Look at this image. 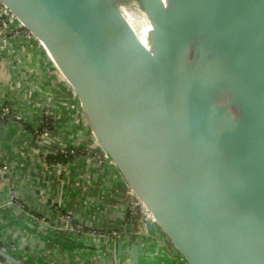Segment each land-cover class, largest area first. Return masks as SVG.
Wrapping results in <instances>:
<instances>
[{
    "label": "water",
    "instance_id": "obj_1",
    "mask_svg": "<svg viewBox=\"0 0 264 264\" xmlns=\"http://www.w3.org/2000/svg\"><path fill=\"white\" fill-rule=\"evenodd\" d=\"M0 3L74 90L150 230L187 264H264V0ZM133 4L147 43L125 14ZM0 257L27 264L1 245Z\"/></svg>",
    "mask_w": 264,
    "mask_h": 264
},
{
    "label": "crops",
    "instance_id": "obj_2",
    "mask_svg": "<svg viewBox=\"0 0 264 264\" xmlns=\"http://www.w3.org/2000/svg\"><path fill=\"white\" fill-rule=\"evenodd\" d=\"M5 105L20 116L0 118V241L5 247L12 250L13 243L22 242V254L33 253L36 264H187L159 227L148 228L150 219L100 148L74 90L36 38L20 34L4 47L0 42V106ZM46 112L49 134L43 131ZM66 146L77 153L50 160ZM7 201L24 205L26 218H44L61 241L23 225ZM67 214L104 236L64 231Z\"/></svg>",
    "mask_w": 264,
    "mask_h": 264
},
{
    "label": "built area",
    "instance_id": "obj_3",
    "mask_svg": "<svg viewBox=\"0 0 264 264\" xmlns=\"http://www.w3.org/2000/svg\"><path fill=\"white\" fill-rule=\"evenodd\" d=\"M20 34H23L27 39L34 38V36L26 30L23 25L17 20V18L5 7L0 3V42L2 44V47L6 46V44L9 43V40L11 37L19 36ZM12 111L10 106H0V118H7L11 117ZM49 114L48 112L45 113L46 122L44 124V134H49L51 132V126L49 125ZM16 118H20V116H15ZM61 153H63L65 156L70 154H76L77 150L75 147H65L62 150H59ZM138 203L143 205V203L138 200ZM22 206V205H21ZM144 207V215L147 219H150V222L153 221V217L149 210L143 205ZM41 221H44V218H40ZM67 225H75V219L72 215L68 214L65 217ZM76 226V225H75ZM82 225H78V228H82ZM85 228V226H84ZM96 232H92L91 230H88L86 234L93 235ZM113 234H116V231L112 232ZM94 236V235H93ZM6 263L5 261L0 260V264Z\"/></svg>",
    "mask_w": 264,
    "mask_h": 264
},
{
    "label": "bare ground",
    "instance_id": "obj_4",
    "mask_svg": "<svg viewBox=\"0 0 264 264\" xmlns=\"http://www.w3.org/2000/svg\"><path fill=\"white\" fill-rule=\"evenodd\" d=\"M125 14L129 20V22L132 24L133 28L136 30L138 36L140 37V39H142V41L144 43H147L148 42V37H149V33H150V30H151V25L149 24L148 22V19L145 15V13L140 10V8H138L137 5L133 4V6L131 7H127L126 10H125ZM107 158L110 160V158L107 156ZM111 161V160H110ZM113 163V162H112ZM114 164V163H113ZM115 165V164H114ZM116 167V165H115ZM117 168V167H116ZM118 169V168H117ZM118 171L120 172V170L118 169ZM121 174V172H120ZM122 175V174H121ZM123 177V175H122ZM124 178V177H123ZM125 180V179H124ZM127 183V182H126ZM128 185V184H127ZM129 186V185H128ZM131 192L133 193V195L135 196V200H140L136 194L133 192V190L131 189V187L129 186ZM157 227L158 229V226L157 224L154 225V228L152 231H154V229ZM167 236V235H166ZM168 238V237H167ZM99 239H102V238H99ZM166 239V238H165ZM170 243L171 241L168 239ZM173 249L176 251L175 247L173 246V244L171 243ZM138 246V245H137ZM136 246V247H137ZM139 249V247H137ZM177 252V251H176ZM178 253V252H177ZM133 256V255H132ZM135 257V256H134ZM135 261H136V258H135Z\"/></svg>",
    "mask_w": 264,
    "mask_h": 264
},
{
    "label": "rangeland",
    "instance_id": "obj_5",
    "mask_svg": "<svg viewBox=\"0 0 264 264\" xmlns=\"http://www.w3.org/2000/svg\"><path fill=\"white\" fill-rule=\"evenodd\" d=\"M11 108V107H10ZM11 111H12V108H11ZM12 115V118L13 117H15L17 114H15V113H12L11 114ZM19 207L21 208V209H23L24 208V205H20L19 204ZM140 207H141V210L143 211L144 210V207H143V205H141L140 204ZM144 213V212H143ZM68 215V214H67ZM75 219V218H74ZM34 221V220H33ZM39 221H40V223L41 222H44V221H41L40 219H39ZM75 225H67V223H65V225H64V231H73V230H75V231H77L79 234H83V235H86V232H88V230H91L92 232H96L95 234H93L94 236H97V237H103L104 235H103V233L104 232H102L101 230L99 231L98 229H96V228H89L88 226H85V228H84V225L82 224V223H80V221H78V220H76L75 219ZM35 222V221H34ZM45 223V222H44ZM46 224V223H45ZM23 225H24V223H23ZM78 225H82L83 227L82 228H78ZM146 228H145V225H144V230H145ZM62 230V229H61ZM57 234L59 233V232H56ZM157 233V232H156ZM92 235V236H93ZM5 241H7V240H5ZM1 242V241H0ZM1 243H3V245H5L4 244V242H1ZM7 244V243H6ZM21 244H22V242H15V243H13L12 244V250H10V249H8V250H10L11 252H13V253H17L18 255H20V257L22 258V259H25V260H28V262H30V264H36L33 260L35 259V255L32 253H30L29 255H27L26 256V254H22V252L23 251H25V249L24 248H22L21 247ZM5 247V246H4ZM30 249V248H29ZM29 249H28V251H29ZM42 257H45V260L46 259H48L47 258V256H42ZM49 257H51L50 255H49ZM53 260V259H52ZM44 263V262H43ZM48 263H50V262H48ZM38 264H42V262L41 263H38ZM45 264V263H44ZM83 264V263H82Z\"/></svg>",
    "mask_w": 264,
    "mask_h": 264
},
{
    "label": "trees",
    "instance_id": "obj_6",
    "mask_svg": "<svg viewBox=\"0 0 264 264\" xmlns=\"http://www.w3.org/2000/svg\"><path fill=\"white\" fill-rule=\"evenodd\" d=\"M49 125H50L51 128H52V124H51V122H49ZM76 150L78 151L77 148H76ZM70 155H71V154H70ZM73 155H74V154H73ZM70 157H71V156H70ZM70 157H68V155L65 156V155H64L63 153H61V152H58L57 154H56V153H51V154L49 155L50 160H53L54 158H58V159L64 161V160H67V158H70ZM75 222H76V221H75ZM29 229H32V230H34V231H36V232H38V233H42V234H44V235L46 234L51 240L58 241V239L60 238L59 235L56 233L55 230L46 229L45 227H43L42 230H40V231H38L37 229H34V228H30V227H29ZM59 240H60V239H59ZM0 245L4 247L3 243H1V242H0ZM5 248H7V247H5ZM7 249H8V248H7ZM14 254H15V253H14ZM15 255L18 256L19 258H21L20 255H18L17 253H16ZM21 259H22V258H21ZM0 260H1V261H6V260L2 259L1 257H0ZM22 260H23V259H22ZM23 261H24L25 263L28 264V262H27L26 260H23Z\"/></svg>",
    "mask_w": 264,
    "mask_h": 264
}]
</instances>
